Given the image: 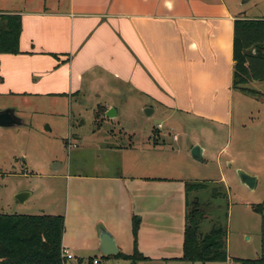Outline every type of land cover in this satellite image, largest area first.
<instances>
[{"label": "crops", "instance_id": "crops-1", "mask_svg": "<svg viewBox=\"0 0 264 264\" xmlns=\"http://www.w3.org/2000/svg\"><path fill=\"white\" fill-rule=\"evenodd\" d=\"M0 14L21 17L20 52L0 53V95L60 97L70 107L90 97L92 111L101 106L115 123L135 98L141 113L164 115L168 132L183 119L230 124L241 92L232 87L234 20L264 19L226 0H0ZM160 129L145 140L130 133L136 142L128 147L66 143L75 164L64 171L54 161L45 175L63 181L65 196L43 214L63 216L64 264H132L116 255L132 254L134 217L136 249L147 258L134 264H222L180 260L185 183L198 181L177 158L178 134L170 140ZM154 132L159 143L150 141ZM100 229L113 237L116 254L100 252Z\"/></svg>", "mask_w": 264, "mask_h": 264}, {"label": "rangeland", "instance_id": "rangeland-1", "mask_svg": "<svg viewBox=\"0 0 264 264\" xmlns=\"http://www.w3.org/2000/svg\"><path fill=\"white\" fill-rule=\"evenodd\" d=\"M226 1L237 4L247 16H264V0ZM247 85L264 92V80H252ZM92 103L93 99L86 97L81 106L70 107L68 100L60 97L0 95V108L13 109L22 121L21 126L0 127V214L43 215L50 211L52 203L56 207L62 203L63 181L45 175L53 174L54 161L63 163L64 171L71 163L75 164V150H68L66 143L75 147L80 138H85L109 147H128L136 142L130 133L145 140L161 124L160 131L166 136L170 133L167 137L170 140L172 132L178 134L180 146L176 144L175 149H179L177 158L185 166V172L198 182L209 184L205 191L190 196V200L197 199L203 211L199 234L203 236L216 227L226 228L225 264L259 256L261 218L252 206L264 204V94L250 97L236 92L227 126L183 119V124L172 132H168L169 122L157 110L143 118L135 98L120 108V123L106 119L101 106L92 111ZM160 140L155 132L150 138L154 144ZM193 144L205 148L203 162L192 159ZM88 156V161L92 160V152ZM239 170L255 177L253 189L240 182ZM213 186L226 191V199H210ZM19 193L31 196L20 202L15 198Z\"/></svg>", "mask_w": 264, "mask_h": 264}, {"label": "trees", "instance_id": "trees-1", "mask_svg": "<svg viewBox=\"0 0 264 264\" xmlns=\"http://www.w3.org/2000/svg\"><path fill=\"white\" fill-rule=\"evenodd\" d=\"M21 17L18 14H0V53L20 52L19 38ZM232 87L250 97L260 92L247 84L252 80H264V19L234 20ZM102 113L104 108L101 107ZM205 182L185 183V217L181 261L207 263L228 261L226 251V228L216 227L205 235L199 234L204 219L196 198L190 196L205 191ZM219 186L210 189V199H226V191ZM260 215V254L255 259H236L237 264H264V204L252 206ZM138 219H132L133 251L131 255L116 257L132 264L145 261L136 249ZM64 219L61 215L0 214V264H64L61 240Z\"/></svg>", "mask_w": 264, "mask_h": 264}, {"label": "water", "instance_id": "water-1", "mask_svg": "<svg viewBox=\"0 0 264 264\" xmlns=\"http://www.w3.org/2000/svg\"><path fill=\"white\" fill-rule=\"evenodd\" d=\"M245 1V0H242ZM113 111L109 110L105 115L107 117H111V113ZM153 110L150 108H145L143 110V113L146 117H149L152 114ZM22 121L20 118H18L14 112L13 109H6L3 111H0V127H14V126H21ZM191 157L193 160L197 162H203L202 158V149L199 146H193L191 149ZM51 170H56V165L54 164ZM238 177L240 182L247 186L249 189H253L256 179L253 176L248 175L244 171L239 170L238 171ZM28 193H19L16 195V199L20 202H23L27 199ZM99 242L100 247L99 250L103 255H113L118 252L116 249V244L113 239V237L107 233L105 230L100 229L99 230Z\"/></svg>", "mask_w": 264, "mask_h": 264}]
</instances>
